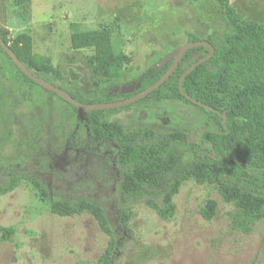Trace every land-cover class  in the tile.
Returning a JSON list of instances; mask_svg holds the SVG:
<instances>
[{"label": "rangeland", "instance_id": "rangeland-1", "mask_svg": "<svg viewBox=\"0 0 264 264\" xmlns=\"http://www.w3.org/2000/svg\"><path fill=\"white\" fill-rule=\"evenodd\" d=\"M230 3L244 19L264 24V0ZM228 29L215 0H28L20 5L0 0V35L29 34L32 51L46 56L56 72L30 70L82 103L120 101L140 92L141 79L172 61L162 62L191 35L218 45ZM82 31L105 34L118 61L113 68L95 66L92 46L72 48V34ZM206 53L204 47L190 59ZM9 69L0 51V181L13 180L12 188L0 193V264L98 263L110 237L87 213H53L47 203L52 198L101 204L122 236L111 264H264V217L246 232L230 222L243 206L263 204L264 196L246 205L228 202L216 186L194 179H185L170 198L119 195L122 166L112 138H103L104 128L115 124L181 136L186 140L181 149L191 159L201 124L211 126L207 111L178 98L152 96L80 112ZM122 210L128 215L127 233L119 226Z\"/></svg>", "mask_w": 264, "mask_h": 264}, {"label": "trees", "instance_id": "trees-1", "mask_svg": "<svg viewBox=\"0 0 264 264\" xmlns=\"http://www.w3.org/2000/svg\"><path fill=\"white\" fill-rule=\"evenodd\" d=\"M26 1L15 0L18 5ZM215 2L229 29L223 33L218 45L208 39L214 47L213 55L184 78L182 88L187 95L215 108L219 113L192 103L178 89L180 75L198 59L191 60L190 56L204 47L190 48L167 80L141 100L152 96L157 97V100L178 98L207 111L211 116V126L201 124L204 130L199 140L192 145L194 158L191 159L185 157L181 149L182 143H186L181 136L148 128L123 130L115 124L104 128L103 138H112L117 146L118 164L122 166L119 185L121 197L138 198L151 194L170 198L185 179L216 186L222 198L228 202H243L246 205L250 198L264 196V24L244 19L230 0ZM0 37L26 67H36L48 76L56 72L46 56L32 51L29 34L20 33L11 39L2 35ZM195 40V36L189 37V42ZM71 46L94 47L93 60L99 70L108 71L118 62L107 37L101 31L74 32ZM0 51L9 62V71L18 72L27 81L39 86L17 68L1 47ZM171 63V60L167 61L154 75L142 78L141 90L163 75ZM68 93L83 102L76 95ZM52 94L60 97L54 92ZM92 112L95 110L88 111ZM222 114H225V120ZM12 186L11 179L0 181V193ZM47 203L52 212L60 216L91 215L110 237L97 264L113 262L122 236L113 230L106 211L98 201L52 198ZM243 207L233 214L230 222L234 228L246 232L264 217V203ZM119 219L122 231L129 232L128 215L124 210L119 214Z\"/></svg>", "mask_w": 264, "mask_h": 264}, {"label": "water", "instance_id": "water-1", "mask_svg": "<svg viewBox=\"0 0 264 264\" xmlns=\"http://www.w3.org/2000/svg\"><path fill=\"white\" fill-rule=\"evenodd\" d=\"M197 46H206L209 49V52L206 56L201 57L197 60H195L191 65H189L180 75L179 79H178V89L180 91V93L189 101H191L192 103H195L207 110H211V111H215L218 112L215 108L204 104L203 102H200L192 97H190L189 95H187L183 88H182V82L184 80V78L193 70L195 69L198 65H200L201 63L207 61L208 59L211 58V56L214 53V47L211 43H209L208 41L205 40H195V41H190L187 42L179 47H177L173 52H171L170 54H168L165 59L162 60V62H164L166 59H170L172 58V63L171 65L168 67V69L165 71V73H163V75H161L154 83H152L150 86H148L147 88L141 90L140 92L136 93L135 95L120 100V101H113V102H97V103H82L80 101H78L77 99H75L72 95H70L69 93H67L66 91H64L63 89L59 88L58 86L38 77L36 74H34L30 68L26 67L21 61L20 59L16 56V54L11 50V48L9 47V45L7 43H5V41L0 37V47L3 50V52L8 55V57L12 60V62L17 66V68L25 75L27 76L29 79H31L33 82L37 83L39 86L43 87L44 89H47L51 92L56 93L57 95H59L60 97H62L65 101H67L68 103H70L72 106L76 107L80 112H86V111H91V110H102V109H109V108H117V107H121V106H125L128 104H131L133 102H136L138 100H140L141 98L147 96L148 94H150L153 90H155L156 88H158L161 84H163L167 78L172 74V72L174 71V69L176 68V66L178 65L180 59L182 58V56L184 55V53L193 47H197ZM219 113V112H218ZM223 115V114H222ZM224 116V115H223Z\"/></svg>", "mask_w": 264, "mask_h": 264}, {"label": "flooded vegetation", "instance_id": "flooded-vegetation-1", "mask_svg": "<svg viewBox=\"0 0 264 264\" xmlns=\"http://www.w3.org/2000/svg\"><path fill=\"white\" fill-rule=\"evenodd\" d=\"M203 47H206V46H203ZM207 49H208V47H206ZM208 52H209V49H208ZM135 95V94H134ZM133 96V95H132ZM131 97V96H130ZM129 98V97H128ZM224 118V117H223ZM224 120H225V118H224Z\"/></svg>", "mask_w": 264, "mask_h": 264}]
</instances>
